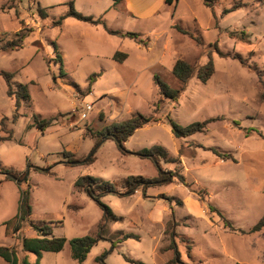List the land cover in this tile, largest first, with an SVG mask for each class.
<instances>
[{"label":"rangeland","instance_id":"1","mask_svg":"<svg viewBox=\"0 0 264 264\" xmlns=\"http://www.w3.org/2000/svg\"><path fill=\"white\" fill-rule=\"evenodd\" d=\"M69 3L108 28L136 33L147 42L108 35L102 25L72 17L58 24ZM235 3L241 6L232 9ZM112 4L0 0V45L21 28L25 33L21 48L0 51V71L12 73L14 92L8 96L0 76V121L4 118L12 131L11 140L0 142V170L24 173L19 183L0 173V245H12L20 260L35 262V255L20 251L17 237L5 235L3 224L18 213L22 192L28 191L30 219L50 223V235L67 240L61 251L43 252L40 264H79L70 256L68 241L98 234L101 239L80 264H133L128 259L143 264H264V228L249 233L264 214V101L259 83L264 81V3L218 0L212 8L201 0ZM116 51L125 53L126 60H113ZM209 58L214 72L205 83L193 76L174 102L158 94L154 76L171 90L180 88L171 74L177 59L201 66ZM19 85L25 86L27 100L17 94ZM84 103L92 109L80 119ZM136 113L159 121L135 130L124 143L125 153L114 138L99 135ZM34 117L51 124L40 131ZM168 119L179 126L212 120L202 132L175 138ZM153 146L166 151L157 164L140 153ZM211 148L230 158H220ZM63 153L77 162L68 164ZM159 174L173 177L140 186L131 195L101 196L100 203L111 213L106 217L96 201L73 185L88 175L121 192L128 176L153 179ZM184 195L196 199L206 217L189 214ZM155 209L156 214L160 211L158 220L149 217ZM168 222L176 224L174 249L169 233L164 235ZM19 235L35 233L23 223ZM0 264L7 263L0 258Z\"/></svg>","mask_w":264,"mask_h":264},{"label":"trees","instance_id":"2","mask_svg":"<svg viewBox=\"0 0 264 264\" xmlns=\"http://www.w3.org/2000/svg\"><path fill=\"white\" fill-rule=\"evenodd\" d=\"M123 0H113L112 6L115 7L118 4H120ZM203 5L212 8V6L218 1V0H201ZM260 3H264V0H258ZM167 4H171L172 0H165ZM241 6V3H235L232 6V9H237ZM67 17H72L78 21L87 22L93 26L96 25H102L103 29L108 35L117 36L119 38H129L133 39L140 44H145L147 41L141 39L138 34L131 33V32H122L118 30H112L105 26V24L102 23V21L99 18H94L93 16H87L83 15L77 11L74 10L71 3H69V10L67 13H65L63 16L59 18L57 23L59 24L61 20H64ZM22 32V28L15 34V38H12L8 41H6L3 45H0V51H12V50H18L23 45V38L25 36V33ZM180 32L188 34L187 32L179 29ZM220 57H226L228 54H223L217 51ZM126 54L123 52L116 51L112 59L117 61L118 63H122L125 58ZM236 57V56H234ZM59 59V58H58ZM57 59V60H58ZM239 60L244 63L243 59L239 57ZM214 68L213 63L211 61V58L208 59V61L201 66H195L194 64H190L186 62L183 59H177L175 63L172 66L171 74L180 82V88L171 90L169 89L157 76H154V83L157 87L158 94L166 98L172 102L176 101L181 94V92L184 90L187 82L193 78V76H197V78L202 82L205 83L213 74ZM0 76L3 77L5 80L8 88H7V94L8 96H12L14 93L10 87V82L12 78V73L7 71H0ZM96 75L89 77V82H91ZM260 83V99L264 101V81L262 79H259ZM20 87V93H17L20 95V97L23 100H27L29 95L27 93V90L25 86L19 85ZM15 99H18L17 96H15ZM18 100H16V105H18ZM17 110V107L15 108V111ZM17 117V114L13 115V120ZM212 119L205 120L202 122H194L191 124H188L186 126H179L172 120L168 119L170 124V130L172 135L175 138H185L187 136H190L195 133L202 132L205 129V126L208 122H210ZM159 121L157 118L151 117H145L138 113L132 115L130 118L122 121L120 124H112L111 127H107L103 133H99L101 137L105 136L106 134L112 138L115 139L117 142V147L119 151L125 153L126 150L124 148V143L128 140V138L134 133L135 130L148 125L149 123H154ZM34 126L40 130L44 131L48 126H50L51 121L47 119H39V117H34L33 119ZM0 131L4 133V135H0V142L2 141H9L12 139V131L6 128L5 119H1L0 121ZM217 156L223 159L230 158L229 154H225L222 152H219L215 148H211ZM145 157L149 159H153V162L155 164L158 163V156H162L163 158L166 157V151L161 146H153L150 150H143L140 152ZM64 158L66 159V162L68 164H75L77 161L74 159L73 155L70 153H63ZM93 159V155H91L87 163H90ZM0 173L4 176L5 180H14L17 183L20 182L21 178L24 176V173L22 174H16L15 172L11 170H0ZM169 177L170 181L173 175L170 176H162L159 174L156 178L148 179L142 176H128L123 183L121 184L123 191H119L115 188V186L111 183H108L106 181H102L97 178L90 177L88 175L79 177L74 182V189L76 191L84 192L88 196H90L94 201L98 203V205L103 209L104 216L110 213V210L108 207L100 203L99 198L101 196H105L106 194H114L117 196H125V195H131L133 194L140 186H148L152 185L164 180H167ZM26 179V178H25ZM168 179V180H169ZM178 180L181 184L185 185L184 177L182 175H178ZM200 200H203V197L200 196ZM209 210L211 212H217L221 221L223 222V225L230 230H234L231 226L230 222L227 221L223 216L212 206H209ZM31 214V206L29 203V192L23 191L21 195V199L19 202V208L18 213L14 215L12 218L6 220L3 224L5 225V235L10 238L17 237V239L20 242L19 249L22 252L31 253L35 255L36 260L33 263L28 262L25 258H22L21 260L17 256L18 249L14 247H6L0 245V258L3 259L7 264H40L41 254L43 252H59L63 249L65 243L67 240L63 237H53L51 236V225L50 223H46L44 221H33L30 219ZM23 223H28L29 228L35 233V236H22L19 235L21 231V227ZM175 222L172 224L169 223L168 229H169V238L171 240L170 249H174V240L173 237L176 235L174 232L175 228ZM264 228V214L261 216V218L257 221L255 225H253L249 233L259 232ZM126 236L125 238H127ZM101 239L100 235H96L94 237L92 236H84L80 238H73L68 241L70 246V256L73 260L78 262L79 264L84 262L86 259L87 254L91 250V248L98 242V240ZM126 259V257H125ZM130 263L133 264H143L142 262L130 260L128 259ZM234 264H240L238 262Z\"/></svg>","mask_w":264,"mask_h":264},{"label":"crops","instance_id":"3","mask_svg":"<svg viewBox=\"0 0 264 264\" xmlns=\"http://www.w3.org/2000/svg\"><path fill=\"white\" fill-rule=\"evenodd\" d=\"M124 1V0H123ZM126 58H127V56H126ZM126 58H125V60H126ZM124 60V61H125ZM163 183V182H162ZM182 200V203H183V206L184 207H186L187 209H188V211H189V214H195L196 216H199V215H202L203 217H206V213H207V211L204 209V207L202 206H200V204H199V202L196 200V199H194V198H192V197H189V196H183V198L181 199ZM158 210L160 209L159 207H156ZM163 208V207H162ZM157 209H155L154 210V213H152V214H150V218H156V220H158V219H160L161 218V215L159 214L160 213V211L158 212V214H156L155 213V211H158ZM162 211H165V209L163 208V210ZM211 212V211H210ZM212 213V212H211ZM169 223L170 222H168L167 223V226H166V228H165V230H164V235L166 234V235H168V233L170 234V232H169V229H168V225H169ZM175 230V229H174ZM27 237H29V236H27ZM168 237H169V235H168ZM170 239V238H169ZM174 240V239H173ZM12 245H8V247H11Z\"/></svg>","mask_w":264,"mask_h":264},{"label":"built area","instance_id":"4","mask_svg":"<svg viewBox=\"0 0 264 264\" xmlns=\"http://www.w3.org/2000/svg\"><path fill=\"white\" fill-rule=\"evenodd\" d=\"M92 109V104L90 103H84L83 105V110L82 112L79 114L80 119H85L86 115L89 111H91Z\"/></svg>","mask_w":264,"mask_h":264},{"label":"water","instance_id":"5","mask_svg":"<svg viewBox=\"0 0 264 264\" xmlns=\"http://www.w3.org/2000/svg\"><path fill=\"white\" fill-rule=\"evenodd\" d=\"M105 138H103V140H104ZM95 151V149L91 152V154H90V156L93 154V152ZM137 154V153H136ZM137 155H140V156H142L141 154H137ZM88 159H86V161H87Z\"/></svg>","mask_w":264,"mask_h":264}]
</instances>
